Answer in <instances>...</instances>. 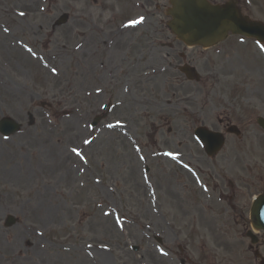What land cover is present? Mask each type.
Returning a JSON list of instances; mask_svg holds the SVG:
<instances>
[{"label":"rangeland","instance_id":"rangeland-1","mask_svg":"<svg viewBox=\"0 0 264 264\" xmlns=\"http://www.w3.org/2000/svg\"><path fill=\"white\" fill-rule=\"evenodd\" d=\"M94 1L0 0V120L20 124L0 133V264H257L243 228L224 239L207 215L247 212L264 193V45L188 48L165 0ZM239 1L264 23V0ZM133 13L143 19L123 29ZM180 53L198 83L176 69ZM223 114L242 135L208 157L193 130H220Z\"/></svg>","mask_w":264,"mask_h":264},{"label":"water","instance_id":"water-1","mask_svg":"<svg viewBox=\"0 0 264 264\" xmlns=\"http://www.w3.org/2000/svg\"><path fill=\"white\" fill-rule=\"evenodd\" d=\"M173 4L174 20L170 28L189 44L210 46L223 39L227 30L264 39V28L259 23L246 22L238 17L231 5L211 6L203 0H174ZM181 70L191 78L186 69ZM17 127L11 120L0 121L2 132L12 133ZM195 133L206 144L209 153H215L222 145L223 139L220 134L209 132L204 127L197 128ZM252 218L255 227L264 229V196L256 202Z\"/></svg>","mask_w":264,"mask_h":264},{"label":"snow or ice","instance_id":"snow-or-ice-1","mask_svg":"<svg viewBox=\"0 0 264 264\" xmlns=\"http://www.w3.org/2000/svg\"><path fill=\"white\" fill-rule=\"evenodd\" d=\"M21 15H23V13H21ZM141 19H143V18H141ZM262 49H264V46H262ZM84 143H89V141L86 140V141H84ZM73 151L77 152V154L79 155V152L77 149L74 148Z\"/></svg>","mask_w":264,"mask_h":264},{"label":"bare ground","instance_id":"bare-ground-1","mask_svg":"<svg viewBox=\"0 0 264 264\" xmlns=\"http://www.w3.org/2000/svg\"><path fill=\"white\" fill-rule=\"evenodd\" d=\"M157 109H158L159 111H163V110L160 109V107H157Z\"/></svg>","mask_w":264,"mask_h":264}]
</instances>
